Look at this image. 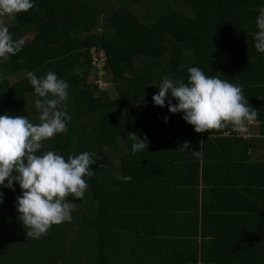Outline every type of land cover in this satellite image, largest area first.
I'll use <instances>...</instances> for the list:
<instances>
[{"label":"trees","instance_id":"1","mask_svg":"<svg viewBox=\"0 0 264 264\" xmlns=\"http://www.w3.org/2000/svg\"><path fill=\"white\" fill-rule=\"evenodd\" d=\"M35 5L15 19L0 18L14 39L26 40L15 56L0 59V115H26L38 124L37 96L27 74L41 78L52 71L69 84L63 107L71 120L68 131L44 141L38 154L51 150L67 159L87 151L100 159L91 165L94 175L85 177L84 197L68 198L74 204L71 221L53 225L40 239L26 237L18 220L19 184L14 182L15 190L0 187V264H198V184L206 139L182 112H169L167 100L159 107L152 97L165 77L187 83L190 67L234 84L263 82L264 53L255 49L254 38L264 0H35ZM33 34L35 41L26 39ZM92 49L104 54L102 76ZM247 64L254 69L250 75ZM91 72L113 86L115 100L89 81ZM129 132L147 136L148 150L133 154ZM220 132L241 135L232 126ZM216 140L208 138L204 147ZM186 141L190 149L179 148ZM232 190L236 196L223 198L220 206L238 202L241 189ZM243 220L258 224L264 210L255 207ZM251 247L264 255V232Z\"/></svg>","mask_w":264,"mask_h":264},{"label":"clouds","instance_id":"2","mask_svg":"<svg viewBox=\"0 0 264 264\" xmlns=\"http://www.w3.org/2000/svg\"><path fill=\"white\" fill-rule=\"evenodd\" d=\"M35 6V0H0V18L15 19ZM256 25L254 46L264 53V7L259 10ZM25 43L24 38L14 39L4 19H0V59L15 56ZM188 73L187 83L165 77L152 97L154 104L164 107L167 100L169 112H182V118L196 133H210L228 126L247 131L246 123L254 121L258 112L249 104L241 85L207 76L199 67H190ZM27 78L37 96L39 123L30 122L26 115H0V187L15 190L14 182L19 184L18 220L26 229V237L40 239L53 225L71 221L74 204L68 198L84 197L89 187L85 177L94 175L91 165L100 156L87 151L70 154L67 159L51 150L38 154L44 141L68 131L71 117L63 106L68 100L69 84L52 71L41 78L29 72ZM169 96L177 103L168 100ZM129 139L133 141V154L148 150L147 136L141 138L136 132H129ZM181 147L190 149V142H184ZM192 152L200 155V151ZM123 180L130 181L131 177L125 176ZM3 195L0 191V204Z\"/></svg>","mask_w":264,"mask_h":264},{"label":"crops","instance_id":"3","mask_svg":"<svg viewBox=\"0 0 264 264\" xmlns=\"http://www.w3.org/2000/svg\"><path fill=\"white\" fill-rule=\"evenodd\" d=\"M246 62L252 63L250 58ZM247 68L248 74L254 70L248 64ZM261 79L264 82V78ZM263 82L256 85H245L242 80L237 82L243 87L249 104L258 112L254 121L246 123L247 131L234 129L241 135H231L212 130L201 135L206 140L201 146L198 184L201 215L198 264H264V255L255 253L251 247V241L264 232V221L255 224L243 220L245 216H253L255 207L264 210ZM208 138L219 140L204 147ZM220 171L227 174L222 175ZM257 188L262 190L254 193ZM232 189H241L238 190L241 195L238 202L220 206L223 198L236 196ZM234 214L239 216L238 220L233 218ZM234 233L240 236L236 237ZM243 252L247 254L240 256Z\"/></svg>","mask_w":264,"mask_h":264},{"label":"rangeland","instance_id":"4","mask_svg":"<svg viewBox=\"0 0 264 264\" xmlns=\"http://www.w3.org/2000/svg\"><path fill=\"white\" fill-rule=\"evenodd\" d=\"M26 39L29 40V41H35V40H36V37H35V35L33 34V35L26 36ZM91 53H92V52H91ZM92 55H95V56H94V60L96 61V59H97V56H96V55H98L97 52L95 51V53H92ZM94 68L97 70V71H96L97 75H98V76H102L103 72H102L101 68L98 69L96 66H94ZM93 74H94V73H93ZM93 74H92V72H91V75L89 76V81H90V82L95 81V82H97V83H101V84H100V88L103 89L104 91H107V92L109 93V97H110L112 100H115V99L118 97V95L116 94V92H115L113 86H112V85H108L107 83L104 84L102 78H101V80H97V81H96V79L93 77ZM93 83H94V82H93Z\"/></svg>","mask_w":264,"mask_h":264},{"label":"built area","instance_id":"5","mask_svg":"<svg viewBox=\"0 0 264 264\" xmlns=\"http://www.w3.org/2000/svg\"><path fill=\"white\" fill-rule=\"evenodd\" d=\"M92 53H95V50L92 49ZM98 55L97 56V59L96 61L94 60V56L95 55H92V59H93V65L96 66L98 69L102 68L103 64H104V61H105V57H104V54L100 51V52H97ZM101 84V83H99Z\"/></svg>","mask_w":264,"mask_h":264}]
</instances>
